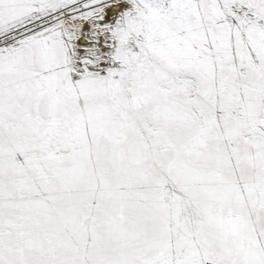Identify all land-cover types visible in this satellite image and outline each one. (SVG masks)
<instances>
[{"label":"snow or ice","instance_id":"snow-or-ice-1","mask_svg":"<svg viewBox=\"0 0 264 264\" xmlns=\"http://www.w3.org/2000/svg\"><path fill=\"white\" fill-rule=\"evenodd\" d=\"M0 264H264V0H0Z\"/></svg>","mask_w":264,"mask_h":264}]
</instances>
